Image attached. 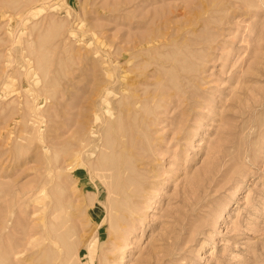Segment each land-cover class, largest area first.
<instances>
[{
  "label": "rangeland",
  "instance_id": "1",
  "mask_svg": "<svg viewBox=\"0 0 264 264\" xmlns=\"http://www.w3.org/2000/svg\"><path fill=\"white\" fill-rule=\"evenodd\" d=\"M0 264H264V0H0Z\"/></svg>",
  "mask_w": 264,
  "mask_h": 264
},
{
  "label": "bare ground",
  "instance_id": "2",
  "mask_svg": "<svg viewBox=\"0 0 264 264\" xmlns=\"http://www.w3.org/2000/svg\"><path fill=\"white\" fill-rule=\"evenodd\" d=\"M226 162V161H225Z\"/></svg>",
  "mask_w": 264,
  "mask_h": 264
}]
</instances>
